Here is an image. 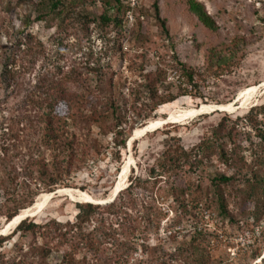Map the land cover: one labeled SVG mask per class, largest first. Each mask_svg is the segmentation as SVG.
<instances>
[{"label":"rangeland","instance_id":"1","mask_svg":"<svg viewBox=\"0 0 264 264\" xmlns=\"http://www.w3.org/2000/svg\"><path fill=\"white\" fill-rule=\"evenodd\" d=\"M52 1L0 0V145L9 138L4 143L9 145L5 177L14 184V193L31 197L36 186L41 187L40 170L60 183L58 173L72 166L71 176L55 185V197L28 218L39 224L73 223L77 204L90 201L73 199L58 189H79L106 201L90 202L102 208L95 209L87 230L105 225L120 235L113 244L81 249L72 264H196L181 252L183 243L194 236H200L204 264H264V140L259 136L264 130V86L243 107L237 99L241 90L264 80V0H199L216 21V31L197 19L186 0H156L176 54L201 78L192 95H179L138 123L127 133L125 146L115 144L123 136L116 137L115 130L100 132L88 115L100 107L101 97L110 94L112 81L116 96L127 99L130 118L132 101L140 100L141 105L147 100L140 83L142 74L159 64L157 54L174 64L175 51L160 29L155 0H136L131 16L124 7L118 12L117 0H61L55 9ZM122 1L131 6L129 0ZM106 13L119 14L122 23L104 21ZM212 52L235 54L223 68L212 65ZM174 75L175 70L168 79L175 81ZM101 78V90H90ZM79 85L87 90L82 101L63 93L77 91ZM171 90L175 95L180 92L176 85ZM230 101L237 104L233 111L214 110L169 121L129 143L137 127L159 121L171 111ZM75 104L79 113L72 109ZM214 132L223 135L220 144L226 162L216 154H206L202 170L156 175L169 149L182 145L196 152L200 143L215 138ZM80 145L90 159L76 169L80 162L66 161L81 153ZM92 146L100 152L95 153ZM0 155H5L3 149ZM39 155L44 161L34 162ZM129 158L127 179L111 200ZM217 173L233 179L217 185L211 181ZM176 183L185 186L177 194ZM193 191L200 204L186 208L183 202L192 198ZM45 192L40 190L31 205ZM220 193L225 212L217 203ZM2 194L0 235L6 236L15 227L1 234L7 224ZM114 200L115 206L104 208ZM100 231L99 237L107 241L108 229ZM36 238L28 233L20 240L16 235L0 245V253L22 264L19 245L25 253ZM67 250L65 245L52 251L46 262L63 264Z\"/></svg>","mask_w":264,"mask_h":264},{"label":"trees","instance_id":"2","mask_svg":"<svg viewBox=\"0 0 264 264\" xmlns=\"http://www.w3.org/2000/svg\"><path fill=\"white\" fill-rule=\"evenodd\" d=\"M186 1L189 10L197 17L200 22H202L206 27L213 31H216L218 29L216 21L210 16L205 8V5L201 1ZM122 2V0H117V5L115 6V8L118 10V12L121 9L123 10V7L125 8V11H128L130 10V8H132V6H130L129 4L124 5ZM60 4L61 0H53L51 8L55 9ZM153 7L156 12L155 15L159 22L160 29L162 33L165 34L166 38L170 40V46L172 50H174L175 47L171 38L167 21L161 15L160 7L156 0L153 3ZM119 16V14L111 16L110 14L106 13L102 16V19L106 22H115L121 24L122 21ZM234 54L235 52H231L230 55L226 56L212 52L210 55V60L212 65H215L216 67L223 66V68H226L228 67L229 61L232 60ZM157 57H159V64L157 65V67L154 70H149L142 74L143 82L140 83V86H142V91L145 92L147 100L145 102H142L141 105L138 104L140 100L132 101V105H130V107L133 111V116H130V118L128 117L129 106L127 99L116 96L115 89L117 88L115 86V83L112 81L110 83V94L108 96L104 95L103 97H101L98 100L100 107L92 108L93 110L91 111L90 115H88V117L92 120L93 125L97 126L100 132L102 131L107 133L115 130L116 137L123 136L120 141H118L117 139L115 140L116 145L125 146L127 137L129 136H127V133H130L143 119L151 117L152 113L157 110L159 106L174 101L179 95H189L190 93H192L193 89L199 87L198 82L201 76L196 73L194 67L188 66L185 62H182L176 54V51L173 52L172 57L174 64L164 62L163 56L157 54ZM174 70L176 76L174 75L173 77H175V81H171L170 79H168V75H170L171 73L173 74ZM6 78L8 79V77ZM102 82L103 79H99V81H97L95 85L90 87V90L92 88H97V91H100L101 88L98 87L101 86ZM174 85H176L180 91L177 95H175L171 90V87ZM189 86L191 87V90H188ZM166 88H170V90L168 89L166 92ZM77 89V91L69 92L67 90L63 93L65 95H69L72 100L76 99L75 101H82L84 92L87 94V90L81 85H79ZM76 107L77 105L75 104L74 106H72V109H75V111L78 112L76 110ZM52 109L54 110V107H52ZM7 133H5V131L3 132V134ZM259 136L262 140H264V130L262 134H259ZM213 137L215 138L209 140L208 142L200 143L197 147L196 152H193L192 150H186L182 145H177L174 149L171 150L169 149L166 161L159 166L156 175H162L163 173L167 174L170 171L187 172L188 170L192 169L194 172L195 169L202 170L204 169L202 167H204L203 162H205V159L207 157L206 154H216L221 161L226 162L227 154L224 150L223 145L220 144V138H222L223 135H221L219 132H214ZM8 140L9 138L2 139L4 143H6V141ZM4 143L0 145V149H3L5 151L4 156L0 155V192H3L2 195H4L5 198V202L1 207H4L7 210L6 214L4 215L6 216V221L8 223L20 212V209L25 208L26 206H30L33 203L35 196L38 194V192H40V190L46 189V191L48 192H53L56 189L55 185L59 182H57V180L48 178V173L40 170L39 174L37 175V180L40 181L41 187L36 186L34 192L30 193L31 197L14 193V184L10 181V179H7L5 177L4 165L8 159L9 145L4 146ZM80 146L81 147L78 148L81 149V153L77 155L74 154L75 156L70 157L71 160L66 161L80 162L81 164L76 166V169H79L82 163H86L90 159V153L84 150L82 145ZM92 147L95 153L100 152V150L98 148H95V146ZM117 153L119 154L120 151L118 150ZM43 161L44 157L41 155L37 156L36 158L34 157V162ZM71 172V165L63 167L62 171L58 173L60 177L59 184H62L66 178L71 176ZM232 179V176H228L224 173H217L212 175L211 181L219 185L222 183L227 184L232 181ZM133 185L134 181H132L131 184L126 188L127 192L132 189ZM184 187L185 186H178L176 183V194L177 190L179 192L181 190L183 191ZM186 188L189 189L190 186L188 185L186 186ZM190 195L192 198L187 200L186 203L183 202L186 208L190 207V205L198 207L197 205L200 204L201 201L198 194L194 193L193 191ZM122 197L123 196H120L119 199H121ZM117 200H114L112 203L104 206V208L109 209L112 206H115ZM224 200L225 199L223 195L220 193L217 203L220 209L225 212L226 206ZM77 208L78 212L73 223H70L68 221L64 224L60 221L52 220L48 223L39 224L32 218H25L14 228V230L10 234L6 236L0 235V245H4L6 242L12 240L16 235L19 236L20 240H23L28 233H31L32 235H38L39 240L36 238L32 244L28 245L29 248L25 253L22 243L19 245V253L21 254L20 260L23 259L22 264H49L46 261L52 251L59 250L65 245L68 246V250L64 254L63 264H72L77 253H80L81 249H85V251L92 248L98 249L97 245H101L102 243L113 244L117 240V235H120V233L117 232V229L111 226L110 228H107L105 225L97 227L95 226V228L87 230V225L90 224L92 216L95 214V209L102 208L100 204H94L90 202L81 203L77 204ZM187 211L189 214L191 213L189 212V210ZM54 224H56V227L53 228ZM65 227L66 229L64 230ZM100 228L108 229L107 234H105L108 239L107 241L104 237H99V234L101 233ZM199 239L200 236H194L190 241L183 243L185 249H182L181 252H183V257L188 256L194 259V262L196 264H204L205 250L202 249L203 247L201 246ZM0 264H20V261H17L15 258H8L7 254L2 252L0 253Z\"/></svg>","mask_w":264,"mask_h":264},{"label":"bare ground","instance_id":"3","mask_svg":"<svg viewBox=\"0 0 264 264\" xmlns=\"http://www.w3.org/2000/svg\"><path fill=\"white\" fill-rule=\"evenodd\" d=\"M262 86H264V80L261 81L259 84L251 85V86H248L245 89L241 90L239 92L238 97H237L238 101L241 102L240 105L243 107L244 105L248 104L249 101L255 96V94L260 90V88ZM236 108H237V104L233 101H230V102L221 103V104H214V103L213 104H202L198 108H194V109L192 108V109L185 110V111H181V110L175 111L174 110L173 112L171 111L169 116H167V117H165L159 121L158 120H150L144 126L137 127L134 130V133L131 136L129 143L131 144L134 139L140 137L142 134L149 132V131H153V130L159 128L164 123H167L169 121L184 119L189 115H191V117H192V115H197V114H200L203 112H210V111H214V110L233 111ZM131 160H132V158H129L126 165L124 166L121 178L119 179L115 188L113 189L112 196L110 198L111 200L122 189V186L124 184V179L127 175V172L129 170V167L131 164ZM58 192L63 193V194H67V195L71 196V198H73V199L85 200V201L96 202V203L97 202H106L104 200L105 198L104 199L95 198L92 195H90L89 193H87L85 191H81L79 189L75 190V189H71V188H59ZM54 195L55 194L53 192H47V193L45 192V193L41 194V196L35 201V203L33 205H30L29 207L22 209L12 220H10L2 229L1 234L6 233L10 229L14 228L19 223V221L26 216V214L31 216L32 214L39 212L42 208L45 207L47 202Z\"/></svg>","mask_w":264,"mask_h":264},{"label":"built area","instance_id":"4","mask_svg":"<svg viewBox=\"0 0 264 264\" xmlns=\"http://www.w3.org/2000/svg\"><path fill=\"white\" fill-rule=\"evenodd\" d=\"M129 2H130V4H131V6H133V5H135V3H136V0H129ZM128 12H129V16H131V11L130 10H128Z\"/></svg>","mask_w":264,"mask_h":264},{"label":"water","instance_id":"5","mask_svg":"<svg viewBox=\"0 0 264 264\" xmlns=\"http://www.w3.org/2000/svg\"><path fill=\"white\" fill-rule=\"evenodd\" d=\"M54 194H55V193H54ZM97 203H105V202H97ZM28 217H30V216H29L28 214H26V216H25L23 219L28 218ZM23 219H21V220L19 221V223H20ZM19 223H18V224H19ZM18 224H17V225H18ZM17 225H16V226H17ZM16 226H15V227H16Z\"/></svg>","mask_w":264,"mask_h":264}]
</instances>
